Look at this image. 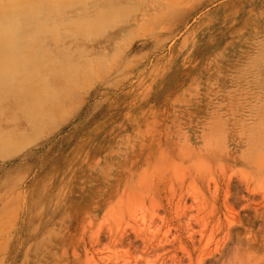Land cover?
Returning <instances> with one entry per match:
<instances>
[{
  "label": "rangeland",
  "instance_id": "rangeland-1",
  "mask_svg": "<svg viewBox=\"0 0 264 264\" xmlns=\"http://www.w3.org/2000/svg\"><path fill=\"white\" fill-rule=\"evenodd\" d=\"M0 41V264H264V0H0Z\"/></svg>",
  "mask_w": 264,
  "mask_h": 264
},
{
  "label": "bare ground",
  "instance_id": "bare-ground-1",
  "mask_svg": "<svg viewBox=\"0 0 264 264\" xmlns=\"http://www.w3.org/2000/svg\"><path fill=\"white\" fill-rule=\"evenodd\" d=\"M172 1V0H171ZM159 15V14H158ZM165 18V17H164ZM190 18V17H189ZM152 20V19H151ZM160 26V25H159ZM13 37H12V40H11V42H13ZM0 45H1V41H0ZM6 54V53H5ZM1 55V54H0ZM238 55V52H233L232 54H226V55H224V56H222V60H227V61H230L229 59L230 58H232V57H230V56H237ZM2 57H4L3 55H1ZM19 57V56H18ZM18 57L15 59V61H17L18 60ZM8 66V67H7ZM12 67H14L13 65L12 66H10L9 67V65H5V67H4V65H3V67H2V69H0V76H7V75H9L10 74V72H11V70L10 69H12ZM264 77V76H263ZM251 84V83H250ZM253 88V87H252ZM254 90V89H253ZM252 91V90H251ZM248 93V92H247ZM250 93V92H249ZM254 95V94H253ZM262 95V94H261ZM263 98V97H262ZM244 100H246V99H244ZM243 100V101H244ZM254 102V101H253ZM259 104V103H258ZM243 105V104H242ZM248 106V105H247ZM245 107V106H244ZM239 109V108H238ZM244 110V109H243ZM243 113V112H242ZM244 114V113H243ZM251 115H253V113L251 114ZM245 117V116H244ZM235 118H237V117H235ZM253 121V120H252ZM247 126H249V125H247ZM261 153V152H260ZM256 155V154H255ZM259 156H260V154H258ZM258 157V156H257ZM262 158H264V157H262ZM262 161H263V159H262ZM262 163L263 162H260V164L262 165ZM260 165V166H261ZM263 167V165L261 166V168ZM260 168V167H259Z\"/></svg>",
  "mask_w": 264,
  "mask_h": 264
}]
</instances>
